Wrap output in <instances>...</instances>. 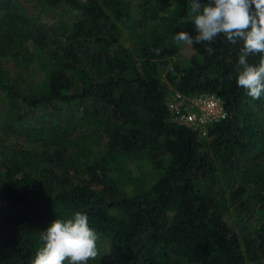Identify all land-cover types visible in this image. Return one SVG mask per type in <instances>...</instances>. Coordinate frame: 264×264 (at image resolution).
<instances>
[{
    "label": "trees",
    "instance_id": "obj_1",
    "mask_svg": "<svg viewBox=\"0 0 264 264\" xmlns=\"http://www.w3.org/2000/svg\"><path fill=\"white\" fill-rule=\"evenodd\" d=\"M28 1L39 14L58 8L68 19L48 32L36 29L45 44L33 57L43 76L38 82L28 69L33 50L22 48L28 20L17 14L16 0H0V51L6 45L19 50L14 79L0 66V130L31 131L36 115L47 113L52 121L73 105L83 117L74 122L78 117L72 114L77 129L71 133L95 129L103 148L92 153L77 134V153H69L70 143L48 146L54 151L42 153L40 167L3 156L0 264H32L44 245L40 233L77 212L111 242L106 264L264 262V93L254 99L236 82L243 45L219 34L186 65L170 63L179 53L174 36L180 18L189 14L188 0L140 5L145 16L132 29L141 36L136 55L122 41L129 19L124 0ZM262 55L249 54L247 62L259 65ZM171 91L216 95L227 116L200 138L169 121ZM31 142L47 143L42 136ZM139 159L152 175L139 169L133 176ZM230 208L243 214L240 228L227 222Z\"/></svg>",
    "mask_w": 264,
    "mask_h": 264
},
{
    "label": "rangeland",
    "instance_id": "obj_2",
    "mask_svg": "<svg viewBox=\"0 0 264 264\" xmlns=\"http://www.w3.org/2000/svg\"><path fill=\"white\" fill-rule=\"evenodd\" d=\"M16 2L19 8L17 14L22 15L26 20H28V22L23 26V29L28 33V40L22 47L23 50H33L31 55L33 62L28 65V69L30 71L31 77L40 82L42 81L43 76L41 75L36 59L38 53L40 52L38 46L44 47L45 44L40 42V39L38 37L40 33H38L36 29L37 27L41 26L43 30H47L48 32L50 30V27L56 25L61 21L67 20L68 15L64 10L58 8H52L50 10L44 11V13L39 14L37 10L35 11L34 8L30 5L31 3H29L28 0H16ZM143 2H145V0H124L123 2L128 11L129 19L126 22L127 27L122 31V41L123 45L127 49L133 51L134 55H136V53L134 52V45L141 40V36L140 30L133 31L132 29H134L135 25L145 16L140 6ZM190 11L191 9L189 10V13ZM2 20L3 16L0 17V22ZM16 29H18L17 31L20 30L19 28ZM13 31H15V29ZM181 31L188 32L191 36H195L197 34L195 32V26L192 23L181 25L179 32ZM3 32L4 31L0 29V36ZM174 42L179 49L178 55L170 60V63L174 64L186 65L190 56H192L193 54L199 56L201 53L206 52L208 49L207 43L199 45L194 44V51L191 47L183 44L182 42H177L175 39ZM14 47L17 46L6 45L3 50L0 51V66H2L1 68L4 69V72H6L13 79L16 76L15 69L19 60V56H14V54L19 50L14 49ZM33 57H35L36 59H34ZM174 92L175 91L169 92L168 97L171 96ZM3 99V93L0 92V115L3 114L5 110V103ZM104 108L106 109V107ZM72 114H75L78 117L73 120L74 122L82 119L81 117H83V113L76 111V107L70 105V107L61 109V112L58 115L53 114L52 121V118H49L47 116V113H44L43 116L42 114H39V116L35 114L38 119L34 123V125L31 126V131L30 128L26 132L17 131L18 133H14L13 131L7 129L0 130V161L4 158L3 156L10 157V155L13 154V156H16L20 159L25 158L29 160L34 166L40 167L41 164L37 159L44 160L42 153L48 154L51 151H54L51 148L50 150H48V146L60 148L62 147V144L70 143L73 146V152L69 153H77L76 146L73 144V140H75L77 134H81V144L83 146L91 147L92 153H96L98 149H102L103 141L99 140L100 133L95 129H89L88 131H86L85 128H83L81 133L79 131H76V133H71L73 129H77V127H75L76 123H71V119H73ZM37 136H42L43 140L47 142L46 145L41 142H31V138ZM51 139L52 141L49 142ZM39 156H42V158H40ZM139 169L143 170L144 173L146 172L149 175H152V171L149 167H147L146 161L144 159H139L137 163L131 167L133 176H137V170ZM125 171L126 170L123 169L118 177L124 179ZM242 216V213L235 211L233 208H230L229 212L226 214V220L233 228H240L239 223ZM255 219L256 218L254 217L250 220V222H254ZM246 227H248L247 224ZM112 249L113 248L111 242L105 237L98 235V255L95 259H90L89 262H96L99 264H106L110 262L112 260L113 254ZM259 264H264V262H261Z\"/></svg>",
    "mask_w": 264,
    "mask_h": 264
},
{
    "label": "clouds",
    "instance_id": "obj_3",
    "mask_svg": "<svg viewBox=\"0 0 264 264\" xmlns=\"http://www.w3.org/2000/svg\"><path fill=\"white\" fill-rule=\"evenodd\" d=\"M190 13L180 18L178 26L194 24L195 36L181 31L177 42L191 47L212 44L224 34L233 45L242 44L239 54L237 84L254 99L264 93V55L259 65L247 62L249 54H264V0H188ZM157 54H159L158 50ZM44 245L36 252L32 264H87L98 255L96 231L89 227L86 214L77 212L71 219H55L40 233Z\"/></svg>",
    "mask_w": 264,
    "mask_h": 264
},
{
    "label": "built area",
    "instance_id": "obj_4",
    "mask_svg": "<svg viewBox=\"0 0 264 264\" xmlns=\"http://www.w3.org/2000/svg\"><path fill=\"white\" fill-rule=\"evenodd\" d=\"M166 106L169 121L193 130L200 138L206 137L208 128L227 116L224 101L213 94L185 97L174 92Z\"/></svg>",
    "mask_w": 264,
    "mask_h": 264
}]
</instances>
